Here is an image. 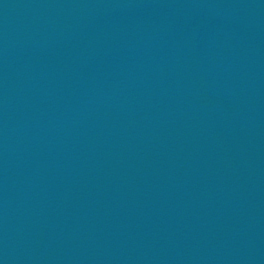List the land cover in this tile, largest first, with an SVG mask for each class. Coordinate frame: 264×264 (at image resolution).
Segmentation results:
<instances>
[{"label": "water", "instance_id": "1", "mask_svg": "<svg viewBox=\"0 0 264 264\" xmlns=\"http://www.w3.org/2000/svg\"><path fill=\"white\" fill-rule=\"evenodd\" d=\"M0 264H264V0H0Z\"/></svg>", "mask_w": 264, "mask_h": 264}]
</instances>
